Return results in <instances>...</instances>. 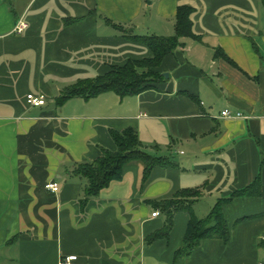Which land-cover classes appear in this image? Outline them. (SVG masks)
<instances>
[{
	"label": "crops",
	"instance_id": "obj_1",
	"mask_svg": "<svg viewBox=\"0 0 264 264\" xmlns=\"http://www.w3.org/2000/svg\"><path fill=\"white\" fill-rule=\"evenodd\" d=\"M180 6L192 9L199 39H179L156 69L163 80L154 89L55 107L64 88L150 59L130 37L173 36ZM20 21L26 28L18 34ZM217 49L235 65L216 58ZM28 94L44 96L45 105L28 107ZM225 110L243 118L225 119ZM129 128L147 154L167 164L146 181L141 163L127 165L81 212L85 181L67 170L113 151L109 131ZM257 177L259 197L223 206L227 243L206 239L175 258L189 220L178 213L168 238L146 244L164 224L147 201L200 189L192 211L204 219L218 199ZM48 183L58 191H47ZM66 256L80 264H263L261 0H0V264H57Z\"/></svg>",
	"mask_w": 264,
	"mask_h": 264
},
{
	"label": "trees",
	"instance_id": "obj_2",
	"mask_svg": "<svg viewBox=\"0 0 264 264\" xmlns=\"http://www.w3.org/2000/svg\"><path fill=\"white\" fill-rule=\"evenodd\" d=\"M261 1L264 4V0ZM191 13L190 7L180 6L177 8L174 34L171 37H130L133 41L145 45L151 51L152 57L143 60H129L125 65L114 67L103 76L80 80L74 85L64 88L60 95L54 99L55 107H60L73 98L88 100L108 92H113L120 98H124L137 96L154 89L155 85L163 80L162 75L156 69L159 68L166 56L181 46L179 39H199L192 31ZM74 21H66V24ZM113 26L124 31L121 27ZM215 57L235 65L220 49L215 51ZM109 135L114 144L113 151L102 150V155L98 159L74 164L70 170H67L68 176L85 181L83 198L79 200L81 212L90 199L96 198L102 190L121 178L123 169L127 165L141 163L143 165V181H146L154 168L163 167L168 162L166 158L147 154L142 148L137 131L131 128L122 132L110 130ZM260 188L257 177L247 188L235 191L227 198L218 199L204 219L196 218L192 211L194 203L202 196L200 189H183L170 198L147 201V205L164 217V224L160 230L146 238L145 242L148 245L155 240L168 238L173 228L174 216L178 213H186L189 215V220L181 247L176 251L175 258H187L206 239L217 238L223 243H227L230 234L223 217V206L237 198L259 197Z\"/></svg>",
	"mask_w": 264,
	"mask_h": 264
},
{
	"label": "built area",
	"instance_id": "obj_3",
	"mask_svg": "<svg viewBox=\"0 0 264 264\" xmlns=\"http://www.w3.org/2000/svg\"><path fill=\"white\" fill-rule=\"evenodd\" d=\"M26 28V24L22 21L18 22L17 26L14 29V32L20 34ZM25 102L28 107L37 108L42 107L46 103V98L42 95H33L28 94L25 98ZM221 116L225 119H241L243 118L241 114L237 113L235 115H231L228 110H225L221 113ZM45 189L52 193H56L59 189L57 183H48L45 185ZM159 216L158 212H154L152 217ZM57 264H80L76 256H66L61 258Z\"/></svg>",
	"mask_w": 264,
	"mask_h": 264
},
{
	"label": "rangeland",
	"instance_id": "obj_4",
	"mask_svg": "<svg viewBox=\"0 0 264 264\" xmlns=\"http://www.w3.org/2000/svg\"><path fill=\"white\" fill-rule=\"evenodd\" d=\"M261 263H263V264H264V257H263V258H261Z\"/></svg>",
	"mask_w": 264,
	"mask_h": 264
},
{
	"label": "water",
	"instance_id": "obj_5",
	"mask_svg": "<svg viewBox=\"0 0 264 264\" xmlns=\"http://www.w3.org/2000/svg\"><path fill=\"white\" fill-rule=\"evenodd\" d=\"M166 76V75H165Z\"/></svg>",
	"mask_w": 264,
	"mask_h": 264
}]
</instances>
